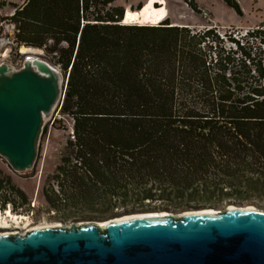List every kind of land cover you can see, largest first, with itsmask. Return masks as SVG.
I'll list each match as a JSON object with an SVG mask.
<instances>
[{
	"label": "trees",
	"instance_id": "trees-1",
	"mask_svg": "<svg viewBox=\"0 0 264 264\" xmlns=\"http://www.w3.org/2000/svg\"><path fill=\"white\" fill-rule=\"evenodd\" d=\"M113 2L11 4L16 43L44 50L66 79L58 112L73 125L53 175L57 198L121 215L136 213L133 204L161 211L148 209L161 201L178 211L224 207L238 184L264 179L262 31L241 45L168 18L125 24ZM26 201L0 170V209L17 213Z\"/></svg>",
	"mask_w": 264,
	"mask_h": 264
},
{
	"label": "water",
	"instance_id": "water-1",
	"mask_svg": "<svg viewBox=\"0 0 264 264\" xmlns=\"http://www.w3.org/2000/svg\"><path fill=\"white\" fill-rule=\"evenodd\" d=\"M64 76L36 53L19 69L0 63V157L17 174L35 167L43 124L64 98ZM229 207L1 234L0 264H264V209Z\"/></svg>",
	"mask_w": 264,
	"mask_h": 264
},
{
	"label": "rangeland",
	"instance_id": "rangeland-1",
	"mask_svg": "<svg viewBox=\"0 0 264 264\" xmlns=\"http://www.w3.org/2000/svg\"><path fill=\"white\" fill-rule=\"evenodd\" d=\"M26 0H0V22L1 20L9 19L13 14L14 8L11 4L23 6ZM195 2L200 10V13L193 11L184 0H155L147 2V0H114L113 5L119 7L129 8L125 24H140L146 25L145 23H153L152 15L148 11H139L138 5H150L155 8V23L162 16L168 14L167 18L171 21H178L184 24L190 25L193 30H203L205 28L216 27L221 29H251L255 22H259L260 19L264 20V0H234L241 10V14H238L232 7L227 5L222 0H192ZM128 2H132L131 6H127ZM147 2V3H146ZM131 9V10H130ZM126 10V9H125ZM202 11H206L209 15L208 18L202 17ZM157 15L159 17H157ZM166 17V16H165ZM138 18V19H137ZM14 23L7 21L3 23L0 28V49L8 48L13 52L10 55L1 56L0 63L4 62L16 69L22 67L24 56L20 54H14L15 47L12 43L15 39ZM153 25V24H151ZM23 53H36L41 58L51 62L46 57L44 50L37 49L34 47H26L21 45ZM19 48V50H20ZM21 52V51H20ZM15 55V58L12 55ZM18 60V61H17ZM17 61V62H16ZM60 69L59 66H55ZM61 70V69H60ZM62 71V70H61ZM63 72V71H62ZM64 74V73H63ZM59 108H56L52 115L46 118L43 124L44 131H42L41 139L39 140V153L35 163L34 169L21 174L15 173L11 167L0 157V170L3 176L10 177L12 184L17 186L26 196V203L21 206V209L16 212L12 211L11 205H7L5 210L0 209V226L8 228H0V234L6 233H22L26 230L36 229L41 226L50 225H70V224H83V223H101L117 217H122L120 208H110L111 206L101 207L100 205H82L75 199L61 201L57 198L60 194L57 191V185L53 180V175L56 173V169L60 164V159L64 153L66 147V141L72 138V125L73 121L67 116L59 114ZM236 190L233 191V196L223 198L225 204L224 207H212L205 206L199 208L213 210H224L227 206L243 204L252 205L260 208L264 205V185H259L257 181L251 182V184H238ZM231 193V192H230ZM229 193V194H230ZM50 200H49V199ZM221 199V198H219ZM218 201V200H217ZM213 201L212 204H216ZM133 202L129 206L132 205ZM260 204V205H259ZM163 206L157 210H141L144 204L132 206L137 213H152V212H166L172 215H182L187 211H178L174 204L155 203L151 206L152 209L157 206ZM259 205V206H257ZM131 207V206H130ZM262 208V207H261ZM195 210V209H194ZM196 211V210H195ZM9 212L16 215V219L10 217Z\"/></svg>",
	"mask_w": 264,
	"mask_h": 264
},
{
	"label": "built area",
	"instance_id": "built-area-1",
	"mask_svg": "<svg viewBox=\"0 0 264 264\" xmlns=\"http://www.w3.org/2000/svg\"><path fill=\"white\" fill-rule=\"evenodd\" d=\"M13 15V14H12ZM11 15V16H12ZM202 17L203 18H208V13L206 11H202ZM213 27L207 28V29H212ZM216 34L223 40H226L229 36L232 37V39L239 41L241 45H244L243 38L249 33H253L255 31H262L263 35L262 37H259L256 39V45L258 47H261V50L263 52V59H264V42H261V39L264 38V23L260 24L259 26H256L251 29H233V28H228V29H221V28H216ZM232 45V44H231ZM256 46V47H257ZM232 47H235L233 45Z\"/></svg>",
	"mask_w": 264,
	"mask_h": 264
},
{
	"label": "crops",
	"instance_id": "crops-1",
	"mask_svg": "<svg viewBox=\"0 0 264 264\" xmlns=\"http://www.w3.org/2000/svg\"><path fill=\"white\" fill-rule=\"evenodd\" d=\"M150 1H155V0H147V2H150ZM26 2V1H25ZM24 2V3H25ZM146 2V3H147ZM195 3V2H194ZM196 4V3H195ZM132 5V2H128L127 3V6H131ZM197 5V4H196ZM142 10H144V11H148V12H150L151 13V15H152V20H153V23H145V24H153V25H158V24H160L163 20H165L166 18H167V16H168V14L166 13V15H164V16H162V18L160 19H158L157 20V22L155 23V12H154V10L153 9H150V8H154L153 7V5L152 6H150V5H145V4H142ZM197 7H198V5H197ZM125 9H126V11L128 12V10H129V8H126V7H124ZM199 8V7H198ZM141 9H139V10H141ZM155 9V8H154ZM131 10V9H130ZM141 10V11H142ZM126 15V14H125ZM166 16V17H165ZM157 17H159L158 15H157ZM138 19V18H137ZM168 20H169V22L172 24V25H174V26H184V27H190V25H188V24H184V23H181V22H178V21H171L169 18H168ZM130 23H133V22H128V24H130ZM262 23H264V20L263 19H260L259 20V22H255L254 23V25L253 26H250V27H256V26H259L260 24H262ZM139 24V23H138ZM140 24H144V23H140ZM201 28H203V27H201ZM200 28V29H201ZM262 178H261V176H260V178H258V180H256L258 183H259V185L261 184H263V182H264V179L263 180H261ZM264 185V184H263Z\"/></svg>",
	"mask_w": 264,
	"mask_h": 264
},
{
	"label": "flooded vegetation",
	"instance_id": "flooded-vegetation-1",
	"mask_svg": "<svg viewBox=\"0 0 264 264\" xmlns=\"http://www.w3.org/2000/svg\"><path fill=\"white\" fill-rule=\"evenodd\" d=\"M2 22H0V28L3 26V23H5V22H7V21H11L10 20V18L8 19H4V20H1ZM13 44H14V47H15V50H17V51H15L14 52V54H16V55H18V54H20V56L22 55V56H24V58H23V62H24V60H25V58L28 56V53H23V51H22V49L20 48V44H18V43H16V41H15V39H14V41L12 42ZM19 48H20V50H19ZM21 51V52H20ZM13 51L11 50V49H8V48H3V49H0V57L1 56H5V58H6V56H8V55H10V53H12ZM12 55V57H14L15 58V55ZM30 54V53H29ZM18 61V60H17ZM16 61V62H17ZM23 62H22V64H23ZM260 205V204H259ZM259 205H257V206H259ZM262 207V208H261ZM260 208L261 209H264V205L263 206H261ZM0 230H3V229H0Z\"/></svg>",
	"mask_w": 264,
	"mask_h": 264
},
{
	"label": "bare ground",
	"instance_id": "bare-ground-1",
	"mask_svg": "<svg viewBox=\"0 0 264 264\" xmlns=\"http://www.w3.org/2000/svg\"><path fill=\"white\" fill-rule=\"evenodd\" d=\"M126 16V15H125ZM125 21V20H124ZM24 51V50H23ZM229 208H231V209H233V207H229ZM200 212H209V211H200ZM9 216L10 217H12V218H14V219H16V215H13L12 213H10L9 212ZM0 218H1V216H0ZM98 224H103V223H98ZM56 226V225H55ZM43 227H46V226H41V227H38V228H36V229H32V230H37V229H39V228H43ZM48 227H50V225H48ZM0 228H8L7 226L6 227H2V226H0ZM6 234H9V233H6ZM1 235V234H0ZM3 235V234H2Z\"/></svg>",
	"mask_w": 264,
	"mask_h": 264
}]
</instances>
